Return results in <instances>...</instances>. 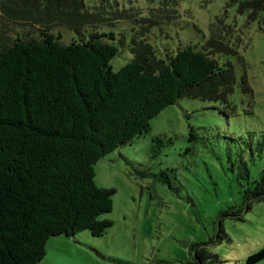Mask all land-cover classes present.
Instances as JSON below:
<instances>
[{
	"label": "trees",
	"instance_id": "trees-1",
	"mask_svg": "<svg viewBox=\"0 0 264 264\" xmlns=\"http://www.w3.org/2000/svg\"><path fill=\"white\" fill-rule=\"evenodd\" d=\"M231 2L264 31V0ZM105 7L91 8L84 0H0L3 21L43 29L41 40L0 38V264H40L53 237L82 231L103 236L112 222L99 218L113 210L116 191L96 184V164L149 133L151 121L179 100L226 104L234 91V67H221L214 56H239L225 41L228 11L210 24L202 49H179L167 60L144 35L133 36V59L114 71L120 50L111 42L113 33L95 31L89 40L69 45L52 33L58 26L78 35L97 29L110 21ZM131 18L118 11L111 22ZM143 21L148 29L160 24L155 18ZM201 138L192 129L190 140ZM165 145L158 138L154 153ZM236 166L242 204L222 214L242 220L255 203H264V168L253 177L246 161ZM224 238L229 237L221 220L217 241ZM190 248L191 264H224L206 244ZM263 260L264 247L246 264Z\"/></svg>",
	"mask_w": 264,
	"mask_h": 264
},
{
	"label": "rangeland",
	"instance_id": "rangeland-1",
	"mask_svg": "<svg viewBox=\"0 0 264 264\" xmlns=\"http://www.w3.org/2000/svg\"><path fill=\"white\" fill-rule=\"evenodd\" d=\"M84 1L94 9L105 4L110 21L82 35L59 26L52 33L63 45L84 37L87 41L95 31L113 33L111 42L120 50L112 61L114 71L133 59V36L144 35L157 56L167 60L179 49H202L210 24L228 11L225 41L239 56H214L221 67H234L236 84L226 104L179 100L151 121L149 133L100 160L96 184L116 193L113 210L99 219L110 220L112 226L101 237L82 231L71 238H51L40 264H191L193 243L206 244L224 264H246L248 256L264 247V203H255L242 220L222 213L242 204L236 165L246 161L253 177L264 168V31L231 0ZM118 11L134 18L111 22ZM144 18L160 24L148 29ZM41 30L0 18V38L41 40ZM192 129L200 140H190ZM158 138L166 145L156 155ZM142 170L151 175L142 177ZM221 220L229 238L219 243Z\"/></svg>",
	"mask_w": 264,
	"mask_h": 264
}]
</instances>
